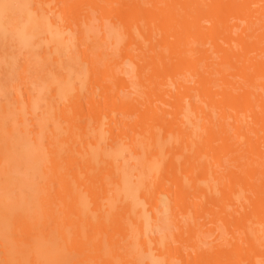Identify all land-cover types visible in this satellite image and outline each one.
Segmentation results:
<instances>
[{"label":"bare ground","instance_id":"obj_1","mask_svg":"<svg viewBox=\"0 0 264 264\" xmlns=\"http://www.w3.org/2000/svg\"><path fill=\"white\" fill-rule=\"evenodd\" d=\"M18 1L2 0L0 3L25 4L31 11L27 12L30 16L34 14L41 23L46 21L43 24L51 26L48 29L54 38L60 33L58 37L60 41L63 39V44L60 46V42L59 50L61 54H67L69 62L72 58L77 60L74 53L78 49L75 52L74 48H70L73 47L71 41L72 44L75 42L72 37L76 40L84 37L93 19L91 11H99L97 17L102 20L101 27L106 26L103 19L107 20L109 27L123 29L122 34L129 38H125L128 42L122 46L123 50L119 47L124 57L121 61L125 64L132 61L131 64L140 72L137 82L143 89L136 95H125L124 91L120 93L119 84L130 85L129 79L123 77L128 69L121 67L123 76L115 75L117 80L113 77L115 72H106L104 62L120 58L113 55V51L106 56L100 52L87 58L84 57L86 54L83 56L92 71L89 77L96 93L94 99L83 100L77 86L80 80L74 76L75 80L69 82L68 75L71 74L61 70L59 76L57 72L56 77L51 76L54 81L57 80L55 86L50 91L45 89L48 93L44 90L37 94L39 90L34 91L36 88L33 85H37L35 79L47 70H43L45 66L35 67L33 79L32 76H22L29 92L37 94L38 98L27 96L20 100L16 97L15 101L3 98L0 81V264H77L84 257L96 259V264H119L118 256L127 259L122 264H129L128 257L134 256L129 244L136 234L140 236V244L147 246L141 204L134 198V206L132 197L127 198L129 194L125 195L123 188L128 179L126 163L129 157L125 159L120 147L122 144H116L120 139L130 143L132 150L142 157L140 172L143 177L149 176L153 170L156 172L140 180L136 188L134 186L135 193L146 196V187L151 192L156 191L155 194L161 191L167 196L166 208L178 207L179 212L185 214L188 210L185 193L188 187L199 185L198 194L206 195L208 205L218 207L214 221L219 223L213 222V230H218L216 239L221 241L213 245L216 250L209 248L216 252H210L200 243L210 233L201 236L199 229L191 223L186 228V223L178 219L177 213L175 225L179 230L176 236L192 249L191 257H186L181 249L166 248L163 253L179 259L189 258L187 262L193 260L196 263L199 256L208 254L205 263L264 264V0H27L29 6L24 0ZM32 27L27 28L30 33L27 30L24 33L25 38L31 40L27 41L29 45L35 43L31 35L34 33ZM67 28L74 32L69 29L71 33L65 32ZM5 31L6 27L0 20V33ZM146 31H155V35L141 38ZM114 32L119 34L120 31ZM72 33L75 36L69 35ZM47 38L45 45L48 47L53 39ZM58 58L56 55L50 59H54L55 64ZM99 61H104L103 70L96 71L93 67L99 66ZM53 73L51 75L54 76ZM173 87L176 91L172 90ZM33 97L36 103L41 101L36 105L40 108V115H46L51 121L57 120L59 130H64L61 146L73 157L72 163L81 160L99 165L100 159L101 162L103 160L102 154L95 151L91 159L89 153L92 151L85 149L82 152L84 145L83 149L80 145L92 141L93 145L102 147L109 136L117 138V141L112 139L114 143L106 150L112 168L101 167V170L95 171L87 167L85 171V179L89 180L90 189H94L87 194L89 198L78 191L81 185L76 173H68L66 168L59 167L61 158L55 156V143L49 147L47 154H39L35 149V144L40 142L28 136L30 131L23 117V111L32 107ZM103 103L111 106L106 113L109 117L103 128L106 130L94 127L95 132H87V111L92 106L100 114L105 107ZM119 112H135L137 120L120 119ZM59 118L63 122H58ZM38 124L41 126L40 122ZM21 132L26 133L28 141L14 137L15 134L23 137ZM121 156L126 163L119 161ZM226 157H230L229 165L224 162L226 168L219 176L216 165L222 166ZM39 159L53 168L48 170L46 164L38 171L40 167L33 166V161ZM160 163H163V169ZM32 166L43 179L38 180L34 184V192L24 198V189L19 190L22 195L16 190L20 180L23 184L27 180L18 176V171L22 167L27 171ZM51 170H57L58 178L48 176ZM160 180L159 188L152 186ZM83 182L88 183L87 180ZM98 183V189L111 193L113 199L120 200L115 202L123 204V207L117 209L109 203L107 211H103L99 205L104 203H98L95 189ZM184 183L187 185L185 188ZM67 185L77 187L75 196L67 197L64 190ZM51 192L58 194L59 202L50 203L47 200V193ZM19 202L22 204L18 206ZM155 202H158L156 197L149 202L153 215L156 214ZM239 205L245 208L244 218L239 215ZM126 209L131 211L129 218L134 223L126 219ZM92 211L97 215H90ZM51 222L58 224L60 231H45L43 239H39L40 230L49 227ZM74 222L89 225L94 230L93 237L83 238L76 228L70 226ZM127 222L138 228L131 233ZM231 226L242 228L245 234L235 235ZM31 235L37 236L45 245L43 254L36 259L30 252L27 253L28 244L24 239V236ZM58 238L65 240L69 249L72 248V256L51 251L54 240ZM93 238L99 240L97 247L103 253L92 254L95 248L88 246L87 242ZM155 241L154 245L157 244ZM228 243H231V249H227L225 254L220 247ZM172 258L167 260V264H173L170 262Z\"/></svg>","mask_w":264,"mask_h":264},{"label":"rangeland","instance_id":"obj_2","mask_svg":"<svg viewBox=\"0 0 264 264\" xmlns=\"http://www.w3.org/2000/svg\"><path fill=\"white\" fill-rule=\"evenodd\" d=\"M0 1H2V0H0ZM19 1H21V0H19ZM24 2L27 3L28 1L24 0ZM24 5L25 4L16 2V3L11 5L10 9L7 12H4L2 9H0V20H1V23L6 27L5 33H0V56L2 55L0 58V79L3 77V79H1L0 81H1L2 86L4 87V88L1 87V91L4 92V93H2V94H4L3 98H9L12 101H15L16 97H18L20 100H24V98H26L27 96L37 97V94H40L45 89L50 91L55 86L57 80L55 79V81H56L55 82L54 78L52 79V77H56L57 75L59 76L60 73H62L61 71H63V73L68 71V74H71V76H72V78H71V76L68 75L69 82H73L76 77H77V80H80L77 82V86H78V88L81 91V94L83 96L82 99L83 100H85L87 98L94 99L95 98L94 95H96V93L93 89V85H92L91 79L89 77V73H91L92 71L90 70V68H88L89 64L86 61H84V57L87 58L89 55H91V54L95 55L99 52L103 53V56H106L111 51L114 52L113 55H117L120 57L119 60H117V61L113 60V61H107V62L99 61L98 64H100V65L94 66L93 67L94 70H96V71L103 70L102 66H104V63H105L106 72H110V74L112 72H115L113 77L116 78L115 75H117V74L120 75V76L117 75V77L123 76L121 73V69H122L121 67H123V69H124V67H126V69H128V71L127 70L125 71L126 76H123V77L127 78V80L129 79L130 85L127 86V85L121 84V86H120V84H119L120 93H122L123 91H124L123 93L125 95L126 94L127 95L132 94V93H133V95H136V94L141 93L143 88H141V85H139L137 82L138 81V75L140 74V72L135 69L133 64H131L132 61H126L128 64H125V61H121L122 58H124L122 53H121V50L124 49V47H122V46H126V44L128 42V41H126L127 37L124 34H122L123 29L118 30L117 28L115 29V28L109 27V25L106 24V23H108L107 20H104V19H103V21H106V23H105L106 26L103 25L101 27L100 23H102V20L98 19V17H97V16H99L100 12L99 11L98 12L97 11H91V15L93 16V19L90 21V25L86 29L85 36L79 40H76L74 37H72L74 39L73 41H75V42H73V44H72V41H71V45L73 47H70V48H74L75 52H76V49H78L79 51L77 50V52L74 53V55H75L74 58H77V60L72 58V60L69 62L68 61L69 59L68 60L66 59L67 54L64 53V55H63V53L61 54V52L59 50L60 42H61L60 46L63 44V41H62L63 39L60 41V37H58V35L60 33L58 32L59 34H55V38H54V35H52V32L49 30L51 26L48 25V23L43 24L46 22L45 20H43V21H45L43 23H41V20L37 21L38 18L35 17L34 14L30 16L29 15L30 13H27L28 11L31 12L28 9L29 7L26 8V5L25 6ZM27 5H28V3H27ZM27 17L28 18L31 17L32 19L28 20ZM138 18H139L140 22H143L142 18H140V17H138ZM31 26H33L31 29L34 31V33L31 34V35H33V38H34V39L32 38L33 42L35 41L34 44L38 43L40 45H38V44H36V45L33 44L34 46L29 45V43L27 42V41H29V39H27V37L25 38L24 33L27 31L29 32V29H27V28H30ZM68 29L71 30V32L73 31L71 28H67L64 31L68 32ZM32 30H30V31H32ZM114 30L115 31L117 30L118 32L120 31L119 34L114 32ZM71 32L69 31L68 33H71ZM75 34H77V33H75ZM31 35H29V36L31 37ZM69 35L75 36L74 33L69 34ZM151 35H155V31H146V33H144V36H141V38L145 39L146 36L150 37ZM47 36L50 39L52 38L54 41V43H53V41H51L50 45L48 44V47H47V45H45V42H46V44L48 42ZM71 36H69V37L71 38ZM127 40H129V38ZM20 42H21V44H20ZM41 43H44V44L42 45ZM26 45L29 47L31 46V48L24 47ZM37 45L40 46L41 48H38ZM76 45H78V46H76ZM44 46L46 49L44 48ZM49 46H51V48ZM119 47L121 50L119 49ZM47 48H48V50H47ZM116 48L119 50L117 51ZM31 49L33 51H31ZM50 49H52L53 51H50ZM38 50H40V51H38ZM54 50L56 51L57 54L54 53L55 52ZM44 51H46V52H44ZM34 52H36V53H34ZM62 52H64V51H62ZM50 53H53V54L51 55ZM37 54H38V56H37ZM41 54H43L45 56H42ZM34 55H36V56H34ZM53 55L59 56L58 62L61 64V66H60V64H57L58 63L57 62V63H55V64H57L56 67H54L55 64H53V63L55 61H54V59H52V60L50 59V58L54 57ZM46 56L48 58L44 59V58H46ZM60 57H63V58H60ZM135 58L137 59V57H135ZM63 60H65V62ZM44 61L47 62V63H45V65L43 64ZM71 62L73 63L74 66L71 65L72 64ZM122 62H124V63H122ZM121 63L123 65H121ZM52 64H53V66H52ZM64 64H66V66ZM118 64H120L121 66ZM63 65H64V68H60V67H63ZM37 66H39V67L45 66V67H43L44 68L43 70H45L47 68V70H45V71H48V73H46L45 71L44 72L42 71L43 73H41V74L43 76H40L39 78L35 79V80H37V83H36L37 85L34 82V84L36 85V86L33 85V87L36 88V89H34V91L37 92L39 90V93L35 94V93L29 92L27 83L23 81L22 76H32V79H33V76L35 75L34 69H36L35 67H37ZM49 66H51V69L53 71L50 69ZM52 67L55 69H53ZM59 70H61V71H59ZM52 72H54L53 73L54 76L51 75ZM56 72H57V75H56ZM72 72H74V73H72ZM1 74H3V75H1ZM74 76H75V78H74ZM115 80H117V78ZM130 90H131V92H130ZM172 90L176 91V89H174V87ZM46 93H48V92L46 91ZM37 103H41V101H38ZM37 103H36V98L33 97L32 98V107L26 108L23 111L24 122L27 124L28 129L30 131L28 136H30L32 138L34 137L35 141L40 142L39 145L35 144V149L38 151L39 154L40 153L47 154L50 152L49 147L55 143L57 145L56 148H53V150L56 151L55 156H60V158H61L59 167L60 168H66L68 173H72V174L76 173V175L80 179L79 182L81 185L79 187L78 191L80 190V193L82 192L85 197H88L87 194L90 193L94 189H90L89 180L85 179V176H84L85 171H86L87 167H92L93 170H95V171L101 170V167H103L104 169H111L112 168L111 165L109 164V160H108L109 157L107 155L106 150H108L112 146V143H114L113 140H116L117 138H115L113 136H111V138H110V136H109L102 143V147H99V145H93L92 141L91 142L87 141V142L82 143L80 145L81 148L84 145V147H83L84 149L82 148L83 149L82 152L85 151V149H90L92 151V153H89L91 159L95 156V154H96L95 151H97V153H99V154H102L101 158L103 157V160L101 162V159H100L99 165L95 162L83 163L81 160H78L79 163H74V162L72 163L71 159L73 157L70 154H67V152L61 146L62 142L64 141L63 140L64 137L62 135L64 130L61 128L59 130V128L57 127V120L51 121V119H48L46 115L41 116L40 115L41 114L40 108H36ZM102 105L105 107H103V112H100V114H98L96 112V110L94 108H92V106H91V109L89 111H87V114L89 115L86 118L87 126H85V129L87 132H89V133L95 132L94 127L98 128V129L104 128L105 123L109 119V117H108V115H106V113H108V110L111 109V106L109 104H104V103ZM32 113H34L36 115L34 116ZM118 118H120V119L124 118V119L130 120L131 122H135L137 120V114L135 112H128V113L119 112ZM7 122H9V121H7ZM39 122L41 123V126L38 124ZM58 122H63V120L61 118H59ZM112 124H114V122H112ZM111 127H113V126L111 125ZM103 130H106V129H103ZM231 130H234V129H231ZM38 131H40L39 134L37 133ZM115 131L117 132V130H115ZM21 134H23V137L20 136V134H15L14 137L19 139V140H22L24 142L28 141L26 138V137H28L26 135V133L21 132ZM121 141L122 140L120 139V141H117L116 144L121 143L122 145H120V147L122 148V151H123L122 155H123V153L125 154V156L123 155V157H125V159L127 157H129L128 163H126L125 159H123L122 156L120 157V160H119V161L122 160L121 162H125L128 165V169H127V178L128 179L124 183L123 188L125 189V192H126L125 195L129 194L126 197L129 199H130V197H132L131 200H132L134 206L136 205L135 201L133 200L134 198L136 201H138L139 205L141 204L142 214H143L144 223H145L144 236L146 237V240H147L146 241L147 246L144 247L143 245L140 244V236H138V234H136V236H134L132 238V240L129 244V248L131 249L132 255H134V256L131 258L128 257V260H130L129 264H167L168 263L167 260L169 258H172V257L174 259L172 258L173 259L172 261L170 259V262L173 264H201L202 262L204 264H211V263H205V261L209 257L208 254H202L201 256H199L198 259L196 258L197 259V263H196V261H193V260H189L187 262V259H189V258H186V259L180 258L179 259L175 256H169V254L167 252L163 253V251L167 250L166 248L181 249V252L184 253L186 257L187 256L191 257V256H189V254L192 252V249L189 248V246L186 244L185 241L181 240L180 237L176 236V234L178 233V230H179V228L176 227V225H175V222L177 221V220H175L176 219L175 215L177 213H178L177 214L178 219H180V221L186 223L185 226L189 223L193 224L192 225L193 227L199 229V234H201V236L205 237V235L208 236L209 233L211 234V232H214L213 235L209 234L208 238H203V240L200 241V243H201V246L206 248V249L207 248L209 249L210 247H212V249H213V247H214V249L216 250L215 246H213V245H215L217 242L221 241L220 238L216 239V237L218 235V230L217 231L213 230V228L215 227V224L219 223L218 221H214V213L216 212L215 210H217L218 207L208 205L206 202V195L201 196L198 194V190L200 188L199 185L194 186V187H188V191L185 193L184 200H186L188 202L187 206H186L188 208V210L186 211L185 214H183V211H182V213L179 212L178 207L173 208V209L166 208L165 201L167 199V196L165 194H163L161 191H159V194H155L154 192H156V191L151 192L150 189L146 187L145 188L146 189V192H145L146 196L145 195L143 196L142 193H138V194L135 193L136 184H138L140 182V180L146 179L156 172H155V170H153L149 176L147 175V176L143 177L141 175V172H140V165L142 163V160H141L142 157H139V155L134 150H132V146L130 143H128L127 141H125V142L124 141L121 142ZM125 145H127V146H125ZM125 148H127V149H125ZM129 148H131V150ZM139 149L140 148H137V150H139ZM159 156H160V154H159ZM229 158L230 157L224 158V160L222 162L223 163L222 166H219L218 164L216 165V169L218 170L219 176H221L223 174V172L226 168L224 166V164L225 163L228 164ZM242 161H244V158H242ZM46 164H47V162L42 161V159H39L36 162L33 161V166H35L37 169H38V167H40L38 171H41L45 167ZM33 166L30 169L27 168V171L24 167H22L18 171L19 172L18 176L24 177V181H26V180L27 181L24 182V184H23V182L21 183V180H20L18 182L19 185L17 186V188H19V189L16 190L17 192H19V190L24 189L23 190L24 195H22V193H21L22 191H20L19 193H17V192H14V193L22 195L24 198L31 195L35 189L34 184L38 180L43 179V177L40 174L35 173ZM160 166H161V169L164 168L163 163H160ZM153 167H155V166H153ZM46 168L48 170H50L53 168V166L47 164ZM56 171L57 170H51V172L48 174V176L58 178ZM102 178H104V177H102ZM83 180H87L88 183L86 184V182H83ZM90 180H92V179H90ZM28 181H29V184H28ZM108 181L109 180H102V182H106V183ZM161 182H162V180L158 181L157 183H155L152 186L159 188ZM183 185H184V188H185V186H187V185H185V183ZM73 186L67 185L64 188V190L67 192L66 195L68 198H71L72 196L76 195L75 191H76L77 187L74 188ZM134 186H135V188H134ZM86 187L89 190L86 189ZM97 187H99V183L96 185L95 189H96V194L98 195V200H99L98 203H104L103 206L98 204L101 208H103V211H107L109 203L113 204L117 209H119L120 207H123V204L115 202V201H120V200H116L115 198L113 199L111 193H104V191H101V189H98ZM20 188H22V189H20ZM39 189H41V187ZM124 189H122V192ZM136 192H138V191H136ZM132 194H135L136 196L133 197V196H131ZM57 195L58 194H56V192L47 193L46 198L50 203H57V202H59L57 197H56ZM155 197L158 200V202L153 203L154 208L156 209V214L153 215L150 212L149 202L151 200L153 201ZM129 199H128V201H129ZM239 200L240 199H238V201ZM22 202H24V200ZM20 203L21 202L18 203V206L20 205ZM230 208H232V207H230ZM238 208H240L239 215L242 214V217L244 218L245 217V208L242 205H239ZM130 213H131V211L126 209L125 217L127 220H130L131 223H134L129 218ZM89 214L94 215V216L97 215V213L94 211L90 212ZM94 216H92V217H94ZM213 222H215V224ZM127 223L129 225L130 230H132L131 233L133 232V230H136L138 228L135 225L131 226V224L129 222H127ZM191 224H189V225H191ZM194 224H196V226ZM189 225H187L186 228ZM70 226L76 228L81 233L83 238L93 237V235H94V230L91 229V227L89 225H83V223L74 222V223H71ZM59 228H60V226H58V224H56V223L53 224L51 222V225L49 227L43 229V231L40 230L39 236H41V237H39V239H43V237L45 235V231L49 230L51 233L52 232L58 233V231H60ZM231 230L234 232L235 235H238V236H243L245 234V232L242 228H239L236 226H231ZM150 237L152 239H150ZM24 239H25V242H27V244H28L27 253L30 252L31 256L33 258L36 259L43 254L42 249L45 248V245H44L43 241L38 239L37 236H35V235H34V237H32V235L26 236V237L24 236ZM93 239L96 242L94 240H89L87 242L88 246H90L91 248H95V250L92 251V254L103 253L102 249L97 247V246H99V244H98L99 240H96L95 238H93ZM155 239H156L155 242H157V244L155 243V245H154ZM101 243H103V242H101ZM222 246L223 247H220V248L224 249L225 254H226L227 249H229L231 247V243L224 244ZM210 250L211 249H209V251ZM215 250L214 251L211 250L210 252H212V251L216 252ZM224 250H223V252H224ZM51 251L54 253L60 254L62 256H69V255L72 256V254H73L72 248L69 249L65 240H61L60 238L54 240ZM105 256H106V254L103 255V258ZM213 257H215V256H213ZM117 258L119 260V264H122V262L127 261V259L121 258L119 256ZM184 260H186V261H184ZM260 260L263 261V259H260ZM96 263H97L96 259L90 258V257H84V260L78 261L77 264H96Z\"/></svg>","mask_w":264,"mask_h":264},{"label":"snow or ice","instance_id":"obj_3","mask_svg":"<svg viewBox=\"0 0 264 264\" xmlns=\"http://www.w3.org/2000/svg\"><path fill=\"white\" fill-rule=\"evenodd\" d=\"M11 5L7 3H0V9H2L4 12H7L10 9Z\"/></svg>","mask_w":264,"mask_h":264}]
</instances>
